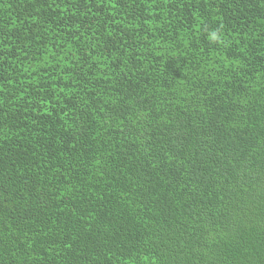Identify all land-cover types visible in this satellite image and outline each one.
<instances>
[{"label":"trees","instance_id":"16d2710c","mask_svg":"<svg viewBox=\"0 0 264 264\" xmlns=\"http://www.w3.org/2000/svg\"><path fill=\"white\" fill-rule=\"evenodd\" d=\"M0 264H264V0H0Z\"/></svg>","mask_w":264,"mask_h":264}]
</instances>
